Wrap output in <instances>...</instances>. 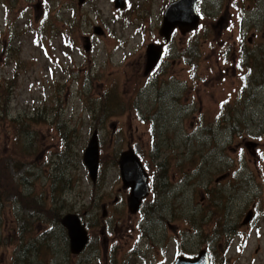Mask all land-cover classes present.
I'll return each mask as SVG.
<instances>
[{"label":"rangeland","instance_id":"rangeland-1","mask_svg":"<svg viewBox=\"0 0 264 264\" xmlns=\"http://www.w3.org/2000/svg\"><path fill=\"white\" fill-rule=\"evenodd\" d=\"M170 1L0 0V264H172L203 248L211 264H264V0H199L195 31L167 43ZM159 43L165 61L146 75ZM128 147L165 184L135 214L115 160ZM67 212L88 231L77 255Z\"/></svg>","mask_w":264,"mask_h":264},{"label":"water","instance_id":"water-1","mask_svg":"<svg viewBox=\"0 0 264 264\" xmlns=\"http://www.w3.org/2000/svg\"><path fill=\"white\" fill-rule=\"evenodd\" d=\"M85 0H79L82 4ZM116 7L124 6L123 0H115ZM196 0H173L171 1L163 15L162 27L159 31L160 35L168 39L174 28L178 27L181 33L185 34L197 27L199 16L195 9ZM96 34H102L100 27H95ZM86 49L89 45L85 46ZM146 59L145 74H147L156 64L161 53L160 47H155L148 50ZM254 142H246L247 147L254 146ZM82 160L86 165L91 180L95 182L97 176V167L99 162V142L98 132L94 130L89 138L87 146L84 150ZM121 177L124 185L131 187V194L128 200V206L131 212L137 211L141 200L147 193L146 177L143 173L139 158L134 153L133 149H127L120 153L118 159ZM251 216V211L248 212L244 219L246 223ZM61 223L67 228L70 250L73 253H79L86 245L87 232L79 217L74 213H66L61 219ZM173 264H209L207 252L200 250L194 258L178 256Z\"/></svg>","mask_w":264,"mask_h":264},{"label":"flooded vegetation","instance_id":"flooded-vegetation-1","mask_svg":"<svg viewBox=\"0 0 264 264\" xmlns=\"http://www.w3.org/2000/svg\"><path fill=\"white\" fill-rule=\"evenodd\" d=\"M163 53H164V55H165V50L163 51ZM163 53H162V55H161V57H160V59L158 60V69H159V67L162 65V63L165 61V59H164V55H163ZM166 56V55H165ZM155 71H157L156 69L154 70V72ZM158 72H159V70L157 71V72H155V74H153V75H155V77L158 75ZM185 82V81H184ZM198 112L200 113V110H199V108H198ZM152 118H155V113H154V115H150ZM152 142H153V140H152ZM147 163H148V167H149V176H148V186H149V194L151 195V193L153 194V193H156V194H161L162 193V189L164 188V180H163V178L161 177V175L160 174H158V172H157V168H159L160 167V165H159V163L158 162H155L154 161V158L152 159V160H147ZM122 191H121V189H119V191H121V192H124V190H125V194L124 195H122V203H124L125 202V200L127 199V196H128V192H129V189L128 188H126V187H124V186H122ZM161 192V193H160ZM117 199V198H116ZM154 207V206H153Z\"/></svg>","mask_w":264,"mask_h":264},{"label":"trees","instance_id":"trees-1","mask_svg":"<svg viewBox=\"0 0 264 264\" xmlns=\"http://www.w3.org/2000/svg\"><path fill=\"white\" fill-rule=\"evenodd\" d=\"M246 51H244V53H245ZM1 95V97H2V101H4L6 98H7V93H6V95H5V97H3L2 96V94H0ZM116 160V162H117V159H115ZM64 164H66V161L64 162ZM99 169H101V166H100V168ZM59 169H56V173H57V171H58ZM63 171L61 170L59 173H62ZM55 173V174H56ZM60 177H61V175H60ZM0 190H1V186H0ZM2 191H0V207L1 208H4V205H5V202H4V196L2 195V193H1ZM15 193H17V189L15 188V192H14V194ZM10 195H12V194H10ZM25 202H27V206H30L32 209H33V197H32V194H29L28 195V198H27V201H25ZM22 203H24V202H22ZM25 204V203H24ZM23 207H24V205H23ZM59 215V214H58ZM2 217V212H1V214H0V218ZM58 218H60V215H59V217ZM1 220V219H0ZM28 228H29V226H28ZM20 229H21V232H22V235H19V238H20V240L23 238L22 236L24 235V233H26L27 231H28V229H26V227L24 226V225H22V226H20ZM230 233H232V232H230ZM32 243V242H31Z\"/></svg>","mask_w":264,"mask_h":264}]
</instances>
